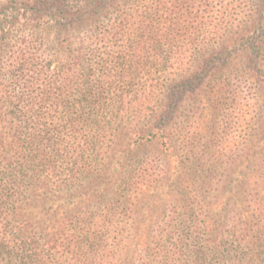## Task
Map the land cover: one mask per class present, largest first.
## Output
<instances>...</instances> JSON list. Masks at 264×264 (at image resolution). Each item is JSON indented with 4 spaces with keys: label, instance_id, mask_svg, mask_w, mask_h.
Masks as SVG:
<instances>
[{
    "label": "trees",
    "instance_id": "1",
    "mask_svg": "<svg viewBox=\"0 0 264 264\" xmlns=\"http://www.w3.org/2000/svg\"><path fill=\"white\" fill-rule=\"evenodd\" d=\"M254 1L18 0L0 7V264H81L68 255L86 250L87 261L109 264L122 253L127 238L111 242L102 232L117 216L110 214L127 207L71 225L68 196L100 180L128 132L137 143L162 139L172 147L179 93L238 59L221 91L235 74L244 78L248 102H261L264 134V0ZM46 24L68 29V68L52 69L54 61L33 45L36 27ZM254 139L244 171L222 172V158L212 159L200 182L202 194L212 184L213 202L190 210L185 237L163 235L152 260L147 242L139 254L150 261L137 255L138 264H264V158ZM233 180L253 206L224 201Z\"/></svg>",
    "mask_w": 264,
    "mask_h": 264
},
{
    "label": "rangeland",
    "instance_id": "2",
    "mask_svg": "<svg viewBox=\"0 0 264 264\" xmlns=\"http://www.w3.org/2000/svg\"><path fill=\"white\" fill-rule=\"evenodd\" d=\"M16 1L0 0V7L15 5ZM35 30L38 39L33 45L40 49L44 58L54 61L52 69L59 63L68 68V29L46 24ZM79 35L77 31L76 36ZM239 64L238 59L231 67L221 68L200 80L201 84L195 88L179 93L172 109L174 118L168 128V134L175 135L172 137V147L164 144L162 139L137 143V138H132L128 132L117 141L116 149L108 159L110 169L102 173L100 180L86 184L79 195L71 193L68 196L71 225H76L82 217L94 215L99 219L107 215L112 207L121 211L127 207L120 214H110L113 218L117 216L109 229L102 232L110 236L111 242L121 239L122 235L127 238L123 242L125 250L113 253L109 264H138L137 255L145 256L148 262V253L139 254L148 248L147 242H151L149 254L152 260L157 253L156 242L163 235L175 231L177 236L185 237L188 223L183 222L190 218V210L194 206L213 202L212 184L207 185L210 191L202 194L200 182V173L210 168L212 159L222 158V172L244 171L251 137L255 138L258 156L264 158V145L259 146L264 141V134L260 130L261 102H248L243 83L245 79L241 76L237 78V74L233 76L234 80L230 78L232 87L229 85L221 91L219 84L229 78L232 69ZM152 109V106H148L144 113L151 114ZM174 122L177 124L174 125ZM235 157H240V161L232 165V158ZM245 190L239 180H233V183H229L224 201L239 204L248 199L253 206V198H248ZM76 206L81 207V215L77 213ZM133 237L136 239L131 242ZM82 252L83 255L79 257L73 254L68 257L92 264L86 260L92 258L91 251ZM101 258H96L93 264H102ZM68 263L76 264L74 260ZM211 264L216 262L211 261Z\"/></svg>",
    "mask_w": 264,
    "mask_h": 264
}]
</instances>
